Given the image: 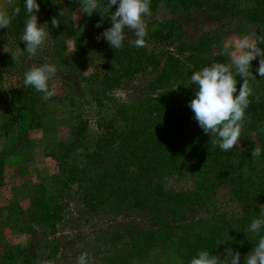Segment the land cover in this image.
<instances>
[{
	"label": "rangeland",
	"instance_id": "obj_1",
	"mask_svg": "<svg viewBox=\"0 0 264 264\" xmlns=\"http://www.w3.org/2000/svg\"><path fill=\"white\" fill-rule=\"evenodd\" d=\"M8 7V0H0V9ZM79 8L73 7L58 29L51 26L56 16L52 12L45 21L48 42L35 57L25 52L15 63L11 52L25 49V43L6 31L0 36V152L15 145L0 159V264H37L43 259L76 264L82 252L94 264H190L181 259L178 246L204 231L228 240L225 249L239 251L244 264L257 242L247 228L260 216L264 195L241 201L229 179L222 177L218 186L208 187L206 180L195 179L194 171L206 178L220 175V160L201 165L196 138L185 136L187 140L176 143L175 121L163 113L165 104L197 91L190 77L201 68L175 65V58L185 60L193 53L207 65L227 62L225 43L251 33L264 35V19L254 21L264 18V0H199L193 6L151 0L143 48L128 43L135 38L131 32L119 49L106 40L97 42V35L111 26L108 15L98 30L89 29ZM166 54L173 58L168 64ZM42 62L58 67L49 82L56 94L48 100L22 83L24 73ZM74 63L83 71L90 68L87 77ZM258 67L249 80L252 96L262 102L264 77ZM19 116L30 126L20 125ZM77 117L87 122L86 139L63 152L73 141ZM128 123H146L151 148L158 143L164 148L165 162L155 163L153 172L131 165V143L118 135L128 134L122 130ZM261 124L252 131L250 147L238 141L228 151L229 161L247 162L246 154L252 156L260 145L257 132L264 137ZM202 136L208 146L219 148L211 143L216 137ZM254 161L245 173L248 181L258 182L264 179V163L258 157ZM224 255L225 250L221 259Z\"/></svg>",
	"mask_w": 264,
	"mask_h": 264
},
{
	"label": "clouds",
	"instance_id": "obj_2",
	"mask_svg": "<svg viewBox=\"0 0 264 264\" xmlns=\"http://www.w3.org/2000/svg\"><path fill=\"white\" fill-rule=\"evenodd\" d=\"M79 11L89 17L98 12L102 18L107 14L111 26L97 35V42L106 40L111 47L119 49L128 39V32L134 34V39L128 43L136 48L147 46L146 37L148 28L146 18L151 15V0H78ZM8 8L0 9V29H8L13 19L21 12L19 6H14V0H8ZM116 10L113 11V7ZM26 20L24 22L21 41L25 49L16 48L11 52L13 61L19 62L26 52L32 57L37 56L48 42L50 35L48 22L39 23L38 13L41 5L38 0H24ZM58 16H53L50 23L53 28H59L65 16L64 8H60ZM97 28L102 27V21ZM264 35L251 33L244 35L231 43H225L224 52L229 56L227 62L215 61L191 74L190 80L196 85L197 91L189 102V107L194 113V119L205 134H211V143L218 144L225 152L233 149L240 141L244 127L245 110L250 104L249 97L253 95L250 85L252 61L260 57L258 74L264 77ZM4 51L5 50L4 47ZM90 68L83 72L89 74ZM58 73L55 63H34L25 73L22 83L32 86L37 92L43 93V99L48 100L55 96L54 88L50 90L49 82ZM243 78L237 93V77ZM235 94V95H234ZM261 155V148L252 149L253 158ZM248 233L254 234L257 242L254 248L244 258V264H264V206H261L260 216L253 218L247 228ZM228 240H220L221 245ZM241 253L232 248L225 249L223 259L208 251L199 250L191 258L190 264H240ZM37 264H55L54 260L43 259ZM76 264H94L88 252H82L76 259Z\"/></svg>",
	"mask_w": 264,
	"mask_h": 264
},
{
	"label": "trees",
	"instance_id": "obj_3",
	"mask_svg": "<svg viewBox=\"0 0 264 264\" xmlns=\"http://www.w3.org/2000/svg\"><path fill=\"white\" fill-rule=\"evenodd\" d=\"M16 4L14 6H19L21 8V12L18 16H16L10 27L8 29H0V36L3 31H6L7 33H10L12 36H22L23 34V27L24 22L26 20V11L24 8V0H15ZM180 4L185 6H193L198 5L199 0H177ZM38 2L41 5L40 12L38 13V21L39 23H45L47 19L50 18L52 15V12L58 16L60 8H64L65 10V16L62 18V22L66 23L70 16L73 7L80 6L78 3V0H38ZM256 5V4H255ZM261 13V12H260ZM258 17V16H257ZM85 21L87 24V28L92 29L96 27L98 22L104 21L106 18V15L104 18L101 17V15L96 12L93 13L91 17L85 15ZM263 17L255 19V22H261L263 23ZM103 23V22H102ZM170 26H175L174 23H170ZM94 34V32H92ZM195 49V48H194ZM165 56L169 57V54H166ZM147 60H151L150 57L147 58ZM169 61H173L172 57H169L167 59V64ZM76 69L80 70V63H74L72 64ZM161 65V63L158 64V66ZM175 65H181V66H198L199 68H202L206 66V61L201 58L200 56H197L193 53H191L190 56L186 57L185 60H177L175 58ZM259 66H251V71L254 70V68H257ZM90 67L94 68L96 67L95 64H91ZM82 72V77H87L83 75V70H80ZM180 77V76H179ZM107 78V76H106ZM242 77H237V87L241 84L240 81L242 80ZM186 96L183 99H175V104H165L164 106V113L169 116L168 120L175 121V124L178 128V135L175 134V142L177 143L181 138L183 139H191L192 137H195L198 144H199V151L198 153V159L201 158V165L202 163H207L211 161L213 158L216 160L219 159L218 167L221 170L219 173L220 175H215L211 177L209 175L208 178L203 173H197V171L192 172L193 177L197 179V177L206 180V187L214 185H219V179L223 177V179H229L231 181V184L233 186V191L237 197L238 200H244L247 199L250 195H258L262 196L264 195V179L259 178L258 182H253L252 180H247V174L249 168L253 169V163L254 158L251 155H248L247 162H238V164H233L231 161L227 159V155L229 156L228 152H225L221 150L220 148H214L212 145L208 146L206 144V141L204 140L202 133L203 130L199 127L197 121L193 118L194 113L192 112L191 108L188 106L189 102L193 99L194 94L192 95L191 92H186ZM235 95V94H234ZM250 104L251 107L248 106V108L245 110V125L248 128V131L242 130L241 137L239 144L241 142L248 143L249 147L251 146V142H253L252 137V131L253 129H257L259 126H262V122L264 121V101L258 102L256 100L255 96H250ZM188 103V104H187ZM166 117H163V121H166ZM75 126H74V133H73V141L71 144L66 146V149L63 150V152L70 151V149H75L80 145H83V142L86 139V130H87V122L83 120L80 117L74 118ZM134 121V120H131ZM130 121V122H131ZM254 121V123H253ZM20 125L23 126H30L27 122V118H24L23 116H19L18 120ZM148 122V121H146ZM253 124V127H252ZM129 127L122 129L125 131H128V134L124 136L122 133L118 134L120 138H122V141H130L131 147H129V161L131 162V165L135 166L140 172H153L152 167L155 163H157L159 166L163 165L165 162L164 157V148L158 144L153 148H151V145L149 144L150 139L147 137H150L149 135H146L147 130V124L146 123H128ZM163 124V129L166 130L167 128ZM162 127V126H160ZM259 134L260 138V145L261 148V155L258 157L263 163H264V137L260 134V132H257ZM186 136V138H185ZM186 139V140H187ZM188 142V141H187ZM15 145H12L11 147H7L4 149V151L0 152V159L3 156H6V150L14 149ZM241 153V152H239ZM249 153V151H248ZM250 154V153H249ZM215 160V161H216ZM0 166L2 164L0 163ZM240 169V170H238ZM249 175V174H248ZM245 177L248 182L247 185L252 186L253 188H247L246 185L247 182H245ZM250 177H252L250 175ZM58 180V179H57ZM59 182V181H58ZM195 200V199H194ZM45 203V202H44ZM196 205V202H195ZM197 237L194 239L187 240L186 243L182 242L178 246V251L180 254V257L185 262H190L191 258L194 257L199 250H208L218 256L222 254L225 250L224 243L219 245L218 241L222 240V237L215 232L209 233L208 231L200 232L196 234ZM191 242V243H189Z\"/></svg>",
	"mask_w": 264,
	"mask_h": 264
}]
</instances>
